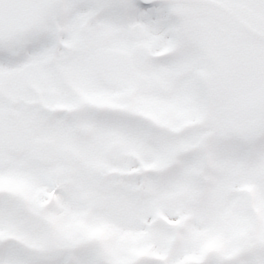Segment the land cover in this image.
Returning <instances> with one entry per match:
<instances>
[{"label":"snow or ice","instance_id":"snow-or-ice-1","mask_svg":"<svg viewBox=\"0 0 264 264\" xmlns=\"http://www.w3.org/2000/svg\"><path fill=\"white\" fill-rule=\"evenodd\" d=\"M40 3L51 10L57 0ZM92 7L169 43L170 78L194 106L202 107L194 82L227 97L205 110L204 146L223 170L220 217L201 214L192 224L197 210L186 201H147L134 209L139 251H120L108 218L92 205L75 206V155H62L74 143V124L58 118L37 124L27 138L0 131V264H264V0H96ZM55 40L43 25L0 34V92L46 60ZM124 107L98 93L85 96L82 110L117 130L130 118ZM237 205L248 211L225 243L222 223Z\"/></svg>","mask_w":264,"mask_h":264},{"label":"clouds","instance_id":"clouds-1","mask_svg":"<svg viewBox=\"0 0 264 264\" xmlns=\"http://www.w3.org/2000/svg\"><path fill=\"white\" fill-rule=\"evenodd\" d=\"M96 0H57L45 10L40 0H0V34L51 26L55 44L42 63L25 68L0 92V131L11 139L33 135L37 124L70 118L74 143L62 155H75L80 198L106 216L120 251L142 237L134 209L151 200L181 199L201 214L220 217L221 166L208 154L205 110L227 97H214L205 81L194 82L202 107L186 98L168 68L172 46L127 19L93 8ZM106 93L130 117L113 130L93 123L82 110L85 96ZM54 147V145H49ZM248 209L237 205L223 221L225 243L243 226ZM70 221L69 212L64 218Z\"/></svg>","mask_w":264,"mask_h":264}]
</instances>
